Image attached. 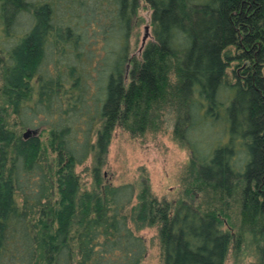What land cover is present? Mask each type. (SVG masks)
<instances>
[{"label":"trees","instance_id":"16d2710c","mask_svg":"<svg viewBox=\"0 0 264 264\" xmlns=\"http://www.w3.org/2000/svg\"><path fill=\"white\" fill-rule=\"evenodd\" d=\"M142 1L153 39L135 56ZM169 100L201 203L102 170L115 128ZM131 221L158 227L164 264H226L233 243L264 264V0H0V264H141Z\"/></svg>","mask_w":264,"mask_h":264},{"label":"rangeland","instance_id":"374dc122","mask_svg":"<svg viewBox=\"0 0 264 264\" xmlns=\"http://www.w3.org/2000/svg\"><path fill=\"white\" fill-rule=\"evenodd\" d=\"M152 10L145 1L141 2V8L136 19L131 38L132 54L140 56L143 48L152 38L151 27ZM150 26L149 36L143 45L145 28ZM233 53L235 49H231ZM234 61L228 68L229 81H235L234 70L237 68ZM178 105L172 101L164 102L157 106L142 129H130L121 125L113 131L111 142L103 165L104 176L114 184L130 182L136 188V193L141 191L143 184L149 182L151 191L160 200L166 199L176 202L184 198L195 204L201 203L205 198L201 191L188 190L193 181V154L191 149L181 143L175 134ZM20 128L19 126H17ZM206 134H199L197 143L199 148L205 149ZM48 132L43 133V139H47ZM93 165V156L85 163L77 166L83 181V187H90L92 176L90 169ZM200 194V195H199ZM202 199V200H201ZM137 199L133 203H136ZM232 216L224 225L230 231H237L240 223L238 205L232 207ZM129 214L131 209L128 210ZM133 229L145 237L148 252L141 264H164L161 254V245L157 226L138 228L133 221L130 222ZM236 245L231 246L226 264H247L254 257L249 251L236 252Z\"/></svg>","mask_w":264,"mask_h":264},{"label":"water","instance_id":"95a60500","mask_svg":"<svg viewBox=\"0 0 264 264\" xmlns=\"http://www.w3.org/2000/svg\"><path fill=\"white\" fill-rule=\"evenodd\" d=\"M149 29H150V26H146V28H145V36H144V39H143V45H144V43L146 42V40H147V38L149 36ZM30 131L31 130H28V132H30Z\"/></svg>","mask_w":264,"mask_h":264}]
</instances>
